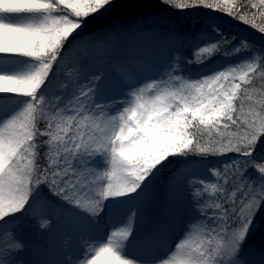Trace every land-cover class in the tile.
<instances>
[{
  "label": "snow or ice",
  "instance_id": "1",
  "mask_svg": "<svg viewBox=\"0 0 264 264\" xmlns=\"http://www.w3.org/2000/svg\"><path fill=\"white\" fill-rule=\"evenodd\" d=\"M121 3L0 0V264H264V0Z\"/></svg>",
  "mask_w": 264,
  "mask_h": 264
},
{
  "label": "trees",
  "instance_id": "2",
  "mask_svg": "<svg viewBox=\"0 0 264 264\" xmlns=\"http://www.w3.org/2000/svg\"><path fill=\"white\" fill-rule=\"evenodd\" d=\"M158 14L157 20L159 21L161 17L166 18V20L161 22V27L164 29L170 28L175 22L178 21L179 17L177 14H174L171 10L167 9L165 6L160 5L158 0H122V3L118 10L115 13H110L108 17L101 19L98 23L90 25L87 31H93L94 29L107 28L108 24L111 22H116L118 24L132 23L136 18L144 15ZM220 27L226 31L240 33L242 35H247L249 40L253 41L255 44L260 45L264 44V34L258 33V31L251 29L248 26L237 23L230 18L224 16L218 17L217 20ZM190 26V22L189 25ZM178 28L179 31L183 32L187 30V27ZM195 29L193 28V33ZM104 36L101 33L99 36L94 37L91 41L86 42L88 46H91L95 43L96 40L103 39ZM196 46V41L193 40L192 43L187 44L185 47L184 54L186 56H191L192 48ZM80 54V49L75 48L71 53H69V59L72 57L78 56ZM217 61V64L223 65L228 61L221 60L219 57H214ZM233 60L237 59L236 57L232 58ZM211 63V61H209ZM200 66L192 65L191 71L195 74L200 71ZM257 87L259 85L257 84ZM232 155V154H229ZM199 175L207 176V172L204 170L199 171ZM255 175V173H252ZM256 247L264 245V229L258 228L255 234L250 241Z\"/></svg>",
  "mask_w": 264,
  "mask_h": 264
},
{
  "label": "rangeland",
  "instance_id": "3",
  "mask_svg": "<svg viewBox=\"0 0 264 264\" xmlns=\"http://www.w3.org/2000/svg\"><path fill=\"white\" fill-rule=\"evenodd\" d=\"M201 43H202V41H201ZM218 65H221V64H218ZM191 67H192V66H191ZM200 67H203V66L201 65ZM199 171H200V170L197 171V173H196L197 175L200 174ZM205 177H206V176H205ZM185 199H186V194H185ZM102 235H103V234H101V236H102Z\"/></svg>",
  "mask_w": 264,
  "mask_h": 264
}]
</instances>
